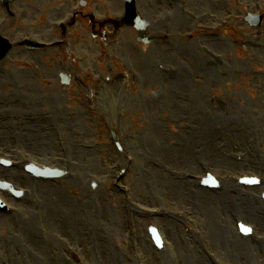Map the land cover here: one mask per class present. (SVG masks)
Returning <instances> with one entry per match:
<instances>
[{"label": "rangeland", "instance_id": "rangeland-1", "mask_svg": "<svg viewBox=\"0 0 264 264\" xmlns=\"http://www.w3.org/2000/svg\"><path fill=\"white\" fill-rule=\"evenodd\" d=\"M84 1L100 20L124 12L122 0ZM187 2L191 18L176 10V0H138L150 32L160 37L151 47H140L133 30L107 43L95 41L81 21L68 30V50L20 46L0 64V127L7 126L0 129L5 154L0 158L20 166L9 172L0 168V180L27 191L21 200L0 191L15 209L0 216V264H264L261 218L247 203L249 196L259 197L261 206L263 191L235 181L253 174L264 179V158L263 164L259 159L264 152V26L254 30L244 24L248 13L264 15V0ZM67 3L71 8L64 11ZM78 8L79 0H19L10 17L0 2V35L14 44L24 38L58 43L59 22H69ZM211 13L221 23L230 16L243 20L214 28ZM211 27L218 39L204 36ZM205 46L218 49L226 64L209 60ZM61 72L73 77L70 88L61 85ZM94 93H99L96 100ZM191 104L198 116H191ZM116 136L136 160L117 187L125 157ZM194 157L200 160L197 169L190 162ZM205 158L218 162L219 171L218 164H202ZM28 162L69 174L42 183L25 173ZM192 173L212 174L226 195H210L197 180L184 184L183 176ZM123 187L132 189V202L138 199L140 207L171 208L172 203L181 215L192 213L199 229L189 235L184 224L136 216L140 263L129 246ZM203 202L211 209H203ZM240 222L256 231L248 249L232 255L215 238L220 235L229 244ZM150 226L162 231V250L154 246ZM197 234L210 242L211 261ZM235 241L245 244L237 236ZM239 254L246 256L243 261Z\"/></svg>", "mask_w": 264, "mask_h": 264}, {"label": "water", "instance_id": "water-1", "mask_svg": "<svg viewBox=\"0 0 264 264\" xmlns=\"http://www.w3.org/2000/svg\"><path fill=\"white\" fill-rule=\"evenodd\" d=\"M129 3L131 5V2L130 1H129ZM5 52H6L5 51V47H4L3 43L0 41V59L4 56Z\"/></svg>", "mask_w": 264, "mask_h": 264}, {"label": "bare ground", "instance_id": "bare-ground-1", "mask_svg": "<svg viewBox=\"0 0 264 264\" xmlns=\"http://www.w3.org/2000/svg\"><path fill=\"white\" fill-rule=\"evenodd\" d=\"M179 78V76L177 77V79ZM189 183H191V182H186V183H184V184H189Z\"/></svg>", "mask_w": 264, "mask_h": 264}]
</instances>
